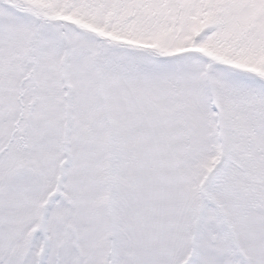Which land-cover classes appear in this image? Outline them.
Segmentation results:
<instances>
[{"label": "snow or ice", "instance_id": "snow-or-ice-1", "mask_svg": "<svg viewBox=\"0 0 264 264\" xmlns=\"http://www.w3.org/2000/svg\"><path fill=\"white\" fill-rule=\"evenodd\" d=\"M0 264H264V0H0Z\"/></svg>", "mask_w": 264, "mask_h": 264}]
</instances>
